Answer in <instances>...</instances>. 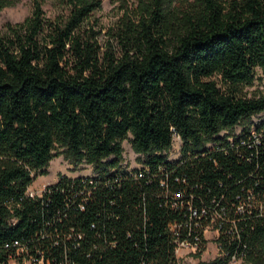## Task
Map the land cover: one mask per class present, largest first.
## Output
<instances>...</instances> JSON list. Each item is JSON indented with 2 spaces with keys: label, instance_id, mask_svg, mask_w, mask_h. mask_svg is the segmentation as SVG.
<instances>
[{
  "label": "trees",
  "instance_id": "16d2710c",
  "mask_svg": "<svg viewBox=\"0 0 264 264\" xmlns=\"http://www.w3.org/2000/svg\"><path fill=\"white\" fill-rule=\"evenodd\" d=\"M32 1L0 30V264H184L209 225L198 264H264V0H139L105 50L100 0ZM60 156L79 173L31 196Z\"/></svg>",
  "mask_w": 264,
  "mask_h": 264
},
{
  "label": "rangeland",
  "instance_id": "374dc122",
  "mask_svg": "<svg viewBox=\"0 0 264 264\" xmlns=\"http://www.w3.org/2000/svg\"><path fill=\"white\" fill-rule=\"evenodd\" d=\"M61 0H45L43 8L46 15L51 19L63 17L66 15L67 9L61 4ZM101 6L98 10L94 11L88 20V25L98 32L99 44L105 50L107 47L112 46L117 48V42L113 36L114 29L122 22L126 14L134 16L139 0H100ZM33 8L32 0H17L15 6L6 7L0 14V30H2L7 23H16L23 21L30 15ZM245 91L249 95L264 93V80H256L251 86L245 87ZM125 157L134 163L136 159L135 152L126 143ZM74 167L63 157L55 158L49 167V172L45 176H39L30 186L32 193H40L44 187L51 182L57 180L61 174H76ZM81 173H89L90 168L82 166L78 169ZM77 170V171H78ZM218 237L216 229L210 227L206 232L208 239L207 248L202 253L200 258L197 257L199 248L183 246L179 249V258L184 264H198L200 260L209 261L214 259L219 252V247L216 244ZM10 264H16L12 261ZM231 264H250L242 260L234 261Z\"/></svg>",
  "mask_w": 264,
  "mask_h": 264
},
{
  "label": "built area",
  "instance_id": "2783aa9c",
  "mask_svg": "<svg viewBox=\"0 0 264 264\" xmlns=\"http://www.w3.org/2000/svg\"><path fill=\"white\" fill-rule=\"evenodd\" d=\"M179 145V138H176V141H175V147H178ZM136 155V153H135ZM137 157V155H136ZM127 162H129L131 165H135L136 164V159H135V162L134 163H131L128 159H127ZM47 187V185L44 187V189L40 192V193H32L30 191V187H29V190H28V193L31 195V196H36V195H41L42 192L45 190V188ZM212 227L214 229H216L217 231V234L219 235V231L217 230L216 228V225H209L206 229H205V237H206V232L207 230ZM183 246H191V247H195L196 250L199 248V245H194V244H191L190 242L188 241H178V247H177V254H179V249ZM24 248L21 249V254L24 252ZM21 254L19 256H21ZM17 257V258H12L7 264H10L12 261H14L16 264H54V262H52L51 260H44V259H36L34 257H28V256H21L22 258L20 257ZM238 259H236V257H234L232 259V263L234 261H237Z\"/></svg>",
  "mask_w": 264,
  "mask_h": 264
},
{
  "label": "crops",
  "instance_id": "0c3cea01",
  "mask_svg": "<svg viewBox=\"0 0 264 264\" xmlns=\"http://www.w3.org/2000/svg\"><path fill=\"white\" fill-rule=\"evenodd\" d=\"M43 176H45V175H43Z\"/></svg>",
  "mask_w": 264,
  "mask_h": 264
}]
</instances>
